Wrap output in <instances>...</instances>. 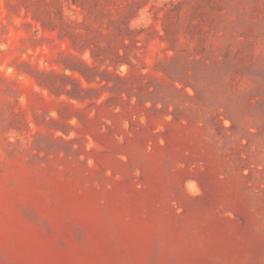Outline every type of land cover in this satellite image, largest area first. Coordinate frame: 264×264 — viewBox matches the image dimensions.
<instances>
[{"label":"rangeland","instance_id":"rangeland-1","mask_svg":"<svg viewBox=\"0 0 264 264\" xmlns=\"http://www.w3.org/2000/svg\"><path fill=\"white\" fill-rule=\"evenodd\" d=\"M0 264H264V0H0Z\"/></svg>","mask_w":264,"mask_h":264}]
</instances>
